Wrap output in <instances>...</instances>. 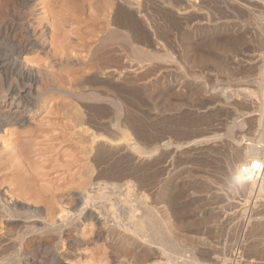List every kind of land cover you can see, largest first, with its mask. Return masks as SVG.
I'll return each mask as SVG.
<instances>
[{
    "label": "rangeland",
    "instance_id": "rangeland-1",
    "mask_svg": "<svg viewBox=\"0 0 264 264\" xmlns=\"http://www.w3.org/2000/svg\"><path fill=\"white\" fill-rule=\"evenodd\" d=\"M39 1L33 10L39 21L55 28L69 58L61 63L59 51L55 57L35 53L29 60L54 79L57 76L52 83L42 81L43 86L65 93L49 92L38 114L27 110L29 122L20 134L14 126L8 128L13 135L6 146L9 139L12 146L23 136V155L11 160L22 187L13 193L24 203L41 207L52 222L61 207L73 206L60 196L86 187L93 178L102 187L113 183L119 190L130 183L132 197L146 196L156 214L163 215L165 207L178 214L181 244L200 253L207 264H264L263 192L261 197H249L230 181L247 143L262 147L264 166V137L259 142L264 134V80L260 97H227L238 90L255 92L261 82L264 0H235L243 7L230 3L228 8L215 0H194V10L182 17L148 0L141 2L137 15L119 6V0ZM33 10L26 11V17ZM114 29L126 36L128 31L130 38L134 33L132 43L118 39L101 45ZM100 66L132 74L114 82L98 74ZM76 92L116 96L121 111L116 114L107 101L80 102L71 96ZM127 128L139 140L137 150L123 133ZM98 139L116 144L110 147ZM149 151L150 159L144 154ZM137 156L144 159L142 165ZM17 181L16 176L1 178L0 188ZM161 186L166 193L156 196ZM34 221L0 215V253L7 254L5 258L2 252L0 260L11 256V242L32 234L25 226ZM251 229L260 233L249 234ZM91 232L87 224L80 247L87 256L69 255L74 264H110L114 257L119 264L140 261L137 249L95 243ZM42 238L52 246V237ZM244 245L246 252L241 250Z\"/></svg>",
    "mask_w": 264,
    "mask_h": 264
},
{
    "label": "bare ground",
    "instance_id": "bare-ground-1",
    "mask_svg": "<svg viewBox=\"0 0 264 264\" xmlns=\"http://www.w3.org/2000/svg\"><path fill=\"white\" fill-rule=\"evenodd\" d=\"M119 1V6H123V8L125 7V10L126 8L127 10H134L136 12L135 15H137V13L139 14V12H141L140 10H142L140 9V6L143 0ZM148 1H153L159 7L167 9L170 12H175L178 16L183 15L188 9H191L192 11L195 8L194 0ZM215 1L218 2V4L220 3L221 6L223 5L224 8H228L230 3H236L242 7L244 5L236 2L235 0ZM9 2L11 4H9ZM39 3L40 1L38 2V0H0V179L3 178L7 180V178H12L15 176L18 179L14 186L11 185L12 187L9 186L8 189L0 188V215L10 220H28L29 218L35 219L33 223L29 222V224H27L24 222L27 225L25 226V229L29 230L28 232L32 233L31 235H27V233H25V239H20V241L16 240L17 242L13 241L14 243L11 242L12 244H9L12 251L11 256H9L10 258L8 257V259H5L7 254L4 253L5 250H2V252L5 254V258H3L5 261L0 260V264H74L73 261L69 259V255L76 254L80 257L87 256L85 252H81L80 250V247L84 242L82 235L87 224L91 225V233L93 234L95 243L103 242L109 246H115L118 244L119 246L126 248L132 247L133 250L135 248L137 249L136 251L141 252V256L139 257L140 261L133 263L129 261L128 264L130 262L131 264H207L204 261L205 258L203 259V256H201L200 253L193 249H188L186 246L181 244L182 235L180 222L178 221L177 217L178 214L174 211H170V209H166V207L164 211L165 213L163 215L156 214L153 208L147 205V201L145 202V198L147 199L146 196L143 195L142 199L141 196L137 200L135 198H138V196L136 197L135 195L132 197L134 192L132 193L131 189L133 185L131 186L130 183L126 184L125 189L119 190V187L113 183H111L110 187H105V185L102 187V184L100 185L99 182H95L98 180V178L96 179L95 177L91 180L92 183L87 186L85 185L86 187H83L78 191H71L62 194V196H60V199L69 198L73 206L71 205L72 208L70 209L61 207V210L57 214L58 216L56 215L55 218L53 217L52 222L47 221L46 216H44L45 212L43 209H41V207L31 206L27 203H24L19 199L18 194L16 196L13 193V191H15V193L17 191L21 192L20 187L22 186H20L21 181L19 180V175H16V173L12 172L11 170V160L15 156H22L24 149L23 151L21 149L23 148V136L17 138L15 145L11 146L9 144L10 139L7 144L8 146L5 145L8 138L13 135L11 134L12 132H9L8 128L14 126L18 130L14 132L20 134L22 128L26 127L27 122H29L27 121V110L33 111L34 114H38L41 107L43 106L42 100L49 92L56 90L65 93V91L62 90L47 87L48 85L43 86L42 81L44 82L45 80L46 83H52L54 75L51 73L53 75L52 76L48 71L37 68L29 60V57L35 53H40L47 57H55L59 51V53H62V55L60 54L61 63L69 58H67L64 47L59 42L60 39L58 40L56 36L57 33H54L53 31L55 28L51 27V24L47 22L39 21L35 10H33L35 7H37V5H39ZM143 4L145 3H142V5ZM30 10H33L30 13V17H26L25 12ZM127 29L128 28H126V30ZM118 34L114 29V32H110L107 34V36L105 35L106 37H101V45L112 40L115 42V40L118 39L126 42L127 45L132 43L131 38L134 37V33L133 36L130 34L132 36L131 38L128 36V31V37L122 33L119 35ZM259 37L260 47L263 50V63L258 68L259 79L261 81L260 84L258 83L259 87L255 92L251 91V89L250 91L238 90L235 94H230V96L227 94V97L230 99L233 97L238 98L241 95L245 99H252L254 97L256 98L257 96L260 97L263 93H261V90H263L264 80L263 34H260ZM138 38L135 40L139 41L140 39ZM60 49H63V51ZM100 67L101 68H97L99 70L98 74L101 76L103 74V77L107 75L108 78L114 82H118V80L120 81V78L124 75H128V77H130L129 75L132 74L131 71H126L123 74L121 73L120 68L115 66L111 68L110 66L109 68H103L102 66ZM121 70L123 69L121 68ZM56 77L54 79L55 81H57ZM71 96L75 97V99L78 101L85 103H90V101L94 103H102L107 101L113 107L116 114H119L121 111L120 101L116 96L109 99V97L105 98L96 93L84 92L77 94L74 93ZM84 107L87 108V105H84ZM238 125L242 126L243 124L238 123ZM123 133L129 138L130 145L135 147L137 150V146L140 145H138L137 142L139 140L136 139L137 141H135V135L132 136L134 133L132 132V134L129 128L123 130ZM263 137L264 134L263 136L260 135L259 142ZM98 141H102L104 145L106 144L110 147L116 144L111 140L107 141L104 139H98ZM255 145L251 144L250 142V144L247 143V145L243 148V152L240 153L243 155L241 165L239 164L232 173L229 172L230 181L234 189H238L247 193L249 197L253 194H256V197H261L263 192L264 211V166L261 156L263 150L262 147H257ZM156 149L154 148V152L158 153V150ZM150 151L144 152L148 158H151ZM249 157H251L250 160H248ZM155 158L157 159V157ZM155 158L153 159L156 160ZM136 159L138 163L141 161L140 164L142 165L144 159L141 156H137ZM165 193L166 188L161 186L155 194L157 196L165 195ZM32 195L33 194H31V196ZM131 198H134L135 200L133 201ZM134 202L135 204H133ZM5 224L9 225L11 222L6 221ZM254 231L260 233L259 229H255ZM254 231L252 229L249 230V234L253 233ZM262 234L264 243V224ZM45 235H49L50 238L52 237L53 242H50L49 240V242L52 243V246H48V242L46 243L45 239L42 238ZM58 244L61 245V249L58 247ZM247 246L248 245H244V248L241 246L242 249H240L246 252V250H248ZM63 249H67V251L64 252ZM7 253L10 255L9 252ZM241 253L242 252H239V254ZM239 254L237 253L236 256ZM233 256L234 255H232V257ZM119 263L122 262L118 261L115 257L111 258L110 260V264Z\"/></svg>",
    "mask_w": 264,
    "mask_h": 264
}]
</instances>
